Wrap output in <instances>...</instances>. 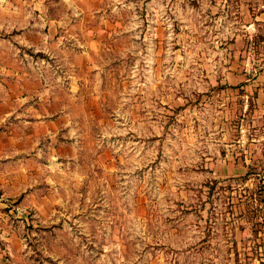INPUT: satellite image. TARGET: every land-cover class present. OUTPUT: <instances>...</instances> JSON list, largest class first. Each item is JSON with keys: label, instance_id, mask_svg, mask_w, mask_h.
<instances>
[{"label": "rangeland", "instance_id": "rangeland-1", "mask_svg": "<svg viewBox=\"0 0 264 264\" xmlns=\"http://www.w3.org/2000/svg\"><path fill=\"white\" fill-rule=\"evenodd\" d=\"M242 2L0 0V264H264Z\"/></svg>", "mask_w": 264, "mask_h": 264}, {"label": "crops", "instance_id": "crops-1", "mask_svg": "<svg viewBox=\"0 0 264 264\" xmlns=\"http://www.w3.org/2000/svg\"><path fill=\"white\" fill-rule=\"evenodd\" d=\"M242 9L243 12L247 11V15L249 14V16H246L245 17L246 19L243 20L244 21L243 25L245 26V28L247 27L249 29L250 27L260 26L264 23V0H243ZM261 32L262 30L259 29V33ZM255 33L253 35H259L258 33L256 34ZM242 35H249V33L247 32L246 29H244ZM261 54H262V59L264 60V50ZM263 67L264 66H262V68ZM257 79L259 81V87H258L260 90L259 95L261 96V94H264V68L260 70ZM262 102H264L263 99Z\"/></svg>", "mask_w": 264, "mask_h": 264}]
</instances>
